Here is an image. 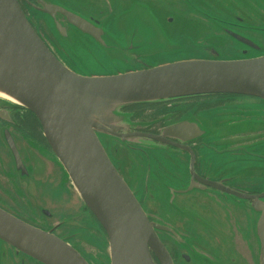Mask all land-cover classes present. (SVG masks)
Returning a JSON list of instances; mask_svg holds the SVG:
<instances>
[{"label":"flooded vegetation","instance_id":"1","mask_svg":"<svg viewBox=\"0 0 264 264\" xmlns=\"http://www.w3.org/2000/svg\"><path fill=\"white\" fill-rule=\"evenodd\" d=\"M18 3L51 53L86 77L264 56V0ZM46 6L65 13L50 15ZM68 14L89 23L93 34L75 27ZM41 22H48L63 47L48 41ZM118 114L116 134L97 135L149 221L160 227L157 235L174 239L159 238L173 263L264 264V100L204 93L135 103ZM0 208L63 239L89 264H112L108 233L50 146L40 119L2 98ZM152 258L160 264L154 253ZM0 264L43 263L0 239Z\"/></svg>","mask_w":264,"mask_h":264},{"label":"water","instance_id":"2","mask_svg":"<svg viewBox=\"0 0 264 264\" xmlns=\"http://www.w3.org/2000/svg\"><path fill=\"white\" fill-rule=\"evenodd\" d=\"M45 11L53 15L59 10L46 6ZM68 16L75 27L93 34L89 23ZM0 90L40 119L50 146L108 233L112 264H155L149 248L160 264H174L155 231L160 227L149 221L114 168L97 132L115 135L113 125L122 118L118 112L135 103L204 93H237L264 100V56L233 61L186 60L124 74L86 77L51 53L18 0H0ZM0 239L43 264H89L63 239L1 208Z\"/></svg>","mask_w":264,"mask_h":264},{"label":"rangeland","instance_id":"3","mask_svg":"<svg viewBox=\"0 0 264 264\" xmlns=\"http://www.w3.org/2000/svg\"><path fill=\"white\" fill-rule=\"evenodd\" d=\"M42 25H43V29L41 30L42 31V34L48 39V41L51 43V44H54L55 46H58V47H63L59 38L54 34V31L51 30L49 28V25H48V22H47V25L45 26L43 22H41ZM264 32V31H263ZM221 38H226V36L222 33V32H219ZM263 42H264V34H263ZM223 49V46L221 47ZM224 54H227L228 55V52L227 50L224 52ZM105 138L108 137V135H104ZM25 149L28 151V153H31V150L28 149V147L25 145L24 146ZM155 208L157 207H152L151 209L154 210L155 212H153L155 215L156 214H159L160 212L159 211H156ZM158 209V208H157ZM159 238L162 237L163 239L166 237L167 239H172L174 241L173 238L169 237L168 235H163V234H160L159 233ZM169 243L172 245L174 244L173 242H170Z\"/></svg>","mask_w":264,"mask_h":264},{"label":"bare ground","instance_id":"4","mask_svg":"<svg viewBox=\"0 0 264 264\" xmlns=\"http://www.w3.org/2000/svg\"><path fill=\"white\" fill-rule=\"evenodd\" d=\"M0 98L4 99L6 101H9V102L15 103V104H19V103H17V100L14 97H12L11 95H9L6 92L1 91V90H0ZM149 252L152 255L153 252L151 251L150 248H149Z\"/></svg>","mask_w":264,"mask_h":264}]
</instances>
